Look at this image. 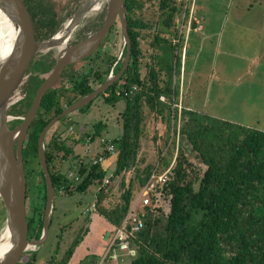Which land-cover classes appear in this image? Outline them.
<instances>
[{
  "label": "trees",
  "instance_id": "trees-1",
  "mask_svg": "<svg viewBox=\"0 0 264 264\" xmlns=\"http://www.w3.org/2000/svg\"><path fill=\"white\" fill-rule=\"evenodd\" d=\"M23 1L37 42L51 37L68 15L64 11L69 4L50 0ZM125 6L131 40L130 63L125 74L98 97L111 106L125 101L126 107L121 113L122 134L114 139L105 138L106 126L102 122L95 125L94 132L85 133L87 145L98 143L100 147L88 163L80 159V155H74V146L67 145L69 140H74L75 145L84 141L73 135L71 129L67 128L70 133L66 137L57 131L49 141L46 137V159L55 198L59 193L62 196L84 194L96 186V202L89 211L98 212L109 224L119 228L151 176L154 173L163 175L169 170L150 192L151 203L138 208L142 228L131 239L136 255L127 257L125 264H264V132L187 109L183 110L178 126V109L172 110V105L179 102L178 87L173 82L177 68L173 62L180 56L181 67L184 40L175 27L177 17L184 11L183 6L177 0H125ZM145 13L152 16L146 17ZM103 16L87 18L80 33L96 31ZM162 32L170 33L174 42L163 37ZM142 41L160 49L162 57L154 55L153 62L144 63ZM168 58L172 60L170 65ZM116 59L107 67L99 65L83 75L78 74V69L72 72L68 69L70 74L68 77L65 74L61 83L68 81L71 86L65 91L57 85L41 102L23 146L30 240H38L42 235L47 202L46 179L38 155L40 134L65 109L102 85ZM143 64L145 75L142 74ZM41 69L42 66L36 68L37 71ZM36 81L32 85V97L43 83ZM161 97L167 101L162 102ZM94 102L79 111H88ZM30 109L31 101L23 102L11 107L8 115L25 117ZM147 109V116L154 113L156 119L162 117L170 131L173 127V136L171 141L166 140L165 150L158 153L156 164L144 167L140 166L144 158L141 160L139 156L141 140L146 137L144 112ZM172 111L176 121L171 127ZM68 120L69 116L60 122ZM20 123L16 121L10 127ZM109 145H113V153L107 150ZM101 157L105 160L103 163L93 164ZM70 159L79 160L75 173L78 180L61 170ZM110 161L115 163L114 169ZM115 181L119 182L118 203L110 201L113 190L110 185ZM86 218L90 222V217ZM53 220L54 213L50 230ZM78 221L77 216L64 227H71ZM84 228L80 226L79 237L70 244L63 260L56 264H68L88 233L89 228ZM37 251L25 254L18 264H39ZM89 260L84 264L100 262L98 257Z\"/></svg>",
  "mask_w": 264,
  "mask_h": 264
},
{
  "label": "rangeland",
  "instance_id": "rangeland-1",
  "mask_svg": "<svg viewBox=\"0 0 264 264\" xmlns=\"http://www.w3.org/2000/svg\"><path fill=\"white\" fill-rule=\"evenodd\" d=\"M50 1L61 3V5L69 4L64 12V14H68L65 20L76 11L82 2V0ZM100 1L98 4L101 5L104 0ZM177 2L181 4L184 9L182 15L176 19L175 30L177 29L178 35L180 36L181 33L186 34L187 32L186 29H183L182 22L185 20L191 22L190 13L187 19L185 17V11L189 8L191 12L192 4L189 3V0H177ZM154 5L155 8H157L156 4ZM250 5L255 9H259L260 7L264 8V0H196L195 14L201 18L206 25L218 28L224 25L221 32L223 33L225 29V34H229L233 28H237L238 24L257 21L256 16L248 13ZM145 15L146 17L152 16L151 13H145ZM258 22H260V20H258ZM151 32L154 33L156 31L152 30ZM161 34L171 41L175 40L170 33L162 32ZM224 37L225 35L221 39V42L220 40H206L203 42L201 34L193 31L190 33L188 41L183 37L185 42L183 41L182 57L185 54V48L189 42L187 46V60L185 56L183 58L185 61V69L184 61L181 64L182 67H180V56L179 58L177 57V59L175 58L173 62L174 68H177L176 71L179 72L173 78L174 83L177 82L178 84V105H180L181 98H183V103L186 106L192 107L197 112L207 114L220 121L230 122L248 128H255L264 132V53L253 55L254 58H252V60H247L242 57L239 58L237 53L231 52L238 49V46H236L237 42H230L225 40ZM123 48L124 38L122 27L120 20L117 19L112 34L101 50L85 63L78 64L76 67L71 68L70 71H77L78 69V74L83 75L99 65L107 67L111 61L122 57ZM141 48L145 55L144 63L153 62L152 56L154 55H160V57H162L160 49L149 46L146 42H141ZM262 48L261 51L263 52L264 45H262ZM167 61H169V65L172 62L170 58H168ZM65 74V76L68 77L70 72L66 70ZM78 74H76V76ZM142 74H146L145 64H143ZM27 76L28 74H26V77ZM46 76L47 74L45 77ZM60 84L61 83H59V85ZM60 86L62 90L66 91L71 84L65 81ZM22 97H24L23 94ZM162 98L164 97H161L162 102L167 101L166 98ZM18 105L19 103L11 107H16ZM181 106L182 110L178 108L177 121L181 120L183 116L184 106L183 104H181ZM125 107V101H120L116 106H111L105 103L104 99L100 97L95 100L88 111H75L69 115L70 120L67 122H58V124L53 126L46 134V140L49 141L51 135L55 131H57L58 134L62 133V135L66 137L70 133L67 128L71 129L73 135H76V137L78 136L80 140L84 141L75 145L74 140H69L67 145L70 147L74 146L76 152L74 155H80V159H84V161L88 163L90 162V156L92 158L95 153H92L94 146L87 148L85 145L88 141L85 139V133L94 132L95 125L102 122L106 126L103 131V136L105 138L114 139L120 136L122 134L121 113L124 111ZM173 108H176V104L172 105V110H174ZM148 112V109L144 112L146 113V137L141 140L142 147L139 156L140 159L144 158L142 163L140 162V166L142 165L144 167L150 163L156 164L158 153H160L161 150H165L166 140L171 141L173 136L172 121V128L170 131L168 124L162 121V117L158 116L156 119L154 113L147 116ZM109 163L110 167L114 169L115 163L112 161ZM78 168L79 160L70 159L63 164L61 170L64 174L71 177L72 175L70 174L78 172ZM118 185V181L110 185L113 189L110 199L112 203H118L119 201ZM97 190L98 187L92 186L89 191L84 194L77 193L73 196H62L59 193L56 196L54 222L48 240L45 245L37 251L39 264L60 263L70 244L79 237L78 232L81 225L85 228L88 227L89 230L76 248L68 264H84L86 259H90L89 257L92 253H102L103 250L106 249V241L109 242V238L105 240L102 238V228L99 226L100 214L96 211H89L90 208L84 209L87 206L89 207L88 204H90L91 207L93 203L96 202L95 197ZM82 209L84 213H82ZM77 216L79 217L78 222L71 224V227H64ZM87 216L90 217V222L88 218H86ZM101 219L103 218L101 217ZM5 220L6 212L3 203L0 201V239L5 230ZM102 222L104 223V221ZM112 228L113 227L110 226V230ZM58 243H60V248L57 252ZM53 255L54 261H51L50 258ZM103 256L104 254L102 257Z\"/></svg>",
  "mask_w": 264,
  "mask_h": 264
},
{
  "label": "water",
  "instance_id": "water-1",
  "mask_svg": "<svg viewBox=\"0 0 264 264\" xmlns=\"http://www.w3.org/2000/svg\"><path fill=\"white\" fill-rule=\"evenodd\" d=\"M99 1L82 0L76 11L62 23L53 37L37 42L24 1L0 0V201L6 212L5 230L0 241L6 233L8 245V248L0 254V264H18L25 254L39 250L48 240L56 198L46 159V134L61 119L98 99L101 93L108 90L125 74L129 66L131 40L125 0H104L107 11L103 26L85 40L69 46L71 36ZM117 19L120 20L123 32V53L127 51L121 71L114 74L113 68L102 85L65 109L40 134L38 155L46 179L47 202L42 235L38 240H30L26 213L27 180L23 161V146L28 129L36 117L44 96L58 83L64 69L93 55L106 39ZM54 48H57L59 53L51 75L39 87L30 111L26 117L21 118L22 123L10 129L8 124L11 117L8 115V110L12 94L24 83L35 55Z\"/></svg>",
  "mask_w": 264,
  "mask_h": 264
},
{
  "label": "crops",
  "instance_id": "crops-1",
  "mask_svg": "<svg viewBox=\"0 0 264 264\" xmlns=\"http://www.w3.org/2000/svg\"><path fill=\"white\" fill-rule=\"evenodd\" d=\"M195 1L196 0H192V1L189 0V3L192 4L191 12H190L189 8L185 11L186 12L185 17L187 19H188L187 14L190 13L191 22H188V20L187 21L185 20L182 22L183 23L182 24L183 29H186V31H187L186 34H184V33L180 34V36L182 38L185 37V39L188 41L190 33L193 31V32L201 34V36L203 37V42L206 40H208V41L220 40V42H221V39L225 35V37H224L225 40H228L230 42H232V41L237 42L236 46H238V49L235 51H231V52L237 53L239 58L242 57V58L247 59V60H252V58H254L253 55H260L261 53H264V51L263 52L261 51L263 49L262 45H264V22H263L264 21V11H263L264 8L260 7L259 9H255L254 7H252V5H250L248 8V10H249L248 13H250L253 16H256L257 21H253V22H249V23H245V24H238L237 28H233V30H231V32L229 34H227V33L225 34V29L223 30V33L221 32V29L223 28L224 25H221L219 28L214 27V26H210V25H206L203 23L201 18L196 16V14H195ZM203 13H204V11H203ZM258 20H260V22H258ZM187 41H186V43H187ZM188 43H187V46H188ZM187 46L185 48L186 50H185V54H184V56L186 57V60H187V56H188ZM181 53H182V51H181ZM184 56L182 57V55H181V57H182L181 58V64L184 61L183 60ZM184 69H185V61H184ZM184 69H183V72H184ZM177 73H179V72H177L175 69L174 76H176ZM182 79H183V73H182ZM174 84H177V82ZM181 102L184 106V109H187L190 111H195L192 107L186 106L183 103V98H181ZM85 145L87 146V148L94 146V150L92 151V153H96L100 149L98 143H92L91 145L85 144ZM70 175L74 176L76 174L72 173ZM89 207H90V205H89ZM89 207L87 206L84 209L89 208ZM98 217H99V215H98ZM101 217H99L100 218V225L99 226L102 228V238L104 240L109 238L108 239L109 242L106 241L107 244H106L105 248L107 249V247L112 242V240L116 234L117 228H115L114 226L109 224L104 219V217H102L104 220L101 219ZM94 218H95V216H94ZM92 221H93V219H92ZM102 221H104V223ZM110 226L113 227L111 230H110ZM106 249H104L102 253H98V254L92 253V255L89 258L96 260V257H98L100 259V262L98 264H100L101 260H102V255L105 253ZM125 262L123 264H125Z\"/></svg>",
  "mask_w": 264,
  "mask_h": 264
},
{
  "label": "built area",
  "instance_id": "built-area-1",
  "mask_svg": "<svg viewBox=\"0 0 264 264\" xmlns=\"http://www.w3.org/2000/svg\"><path fill=\"white\" fill-rule=\"evenodd\" d=\"M22 94L25 95L24 92L22 91V87H20L12 94L9 100V106L11 107L20 103V101L23 99ZM178 104H176L175 109L179 108L182 110V106H181L182 102L180 103V105ZM175 121L176 120L173 112L172 126L175 124ZM180 122L181 120L176 122L178 126H180ZM172 134H173V130H172ZM101 142L104 144L105 140L103 139ZM107 150L113 153L114 152L113 145H109L107 147ZM104 161L105 160L101 157L97 160H94L93 164L103 163ZM168 171L169 170H167V172ZM167 172H165L163 175H156L154 173L151 176L147 185L142 189V191L139 193L138 197L134 201L128 216L126 217L122 225L119 228H117L116 234L112 242L107 247L100 264H123L127 257H134L136 255L135 249L131 248V239L133 238L135 233L142 228V221L138 213V208L142 209L150 204V199H149L150 192L159 182H161L164 179V176L165 174H167ZM70 178L72 179L75 178L76 180H78L76 175L74 176L72 175ZM106 183H108V181ZM93 208L94 205H92L90 210Z\"/></svg>",
  "mask_w": 264,
  "mask_h": 264
},
{
  "label": "flooded vegetation",
  "instance_id": "flooded-vegetation-1",
  "mask_svg": "<svg viewBox=\"0 0 264 264\" xmlns=\"http://www.w3.org/2000/svg\"><path fill=\"white\" fill-rule=\"evenodd\" d=\"M101 2V1H100ZM25 3V2H24ZM26 5V3H25ZM100 5V4H99ZM107 6L106 4L103 2L100 6H99V9L98 10H95L93 12H91L84 20V22L86 21L87 18H91V19H96L97 17H101L103 16V21H102V24L101 26L96 30L98 31L102 26H103V23H104V20H105V17H106V10ZM65 12V11H64ZM105 13V14H104ZM64 22V21H63ZM62 22V23H63ZM84 22L81 24V26L73 33V35L71 36L70 40H69V46H74L76 44H78L79 42L85 40L87 37H89L91 34H93L94 32L96 31H90V32H86V33H80V31L83 29V26H84ZM62 23L60 24V26L62 25ZM59 26V28H60ZM58 28V29H59ZM57 29V31H58ZM114 30V27L111 29L110 33L108 34V36L106 37V39L103 41V43L100 45V47L97 49V51L93 54V55H96L98 51L101 50V48L103 47V45L108 41L109 39V36L112 34V31ZM56 31V32H57ZM55 32V33H56ZM55 33L51 36L53 37L55 35ZM51 37L47 38V39H50ZM47 39H44V40H47ZM44 40H40L38 42H41V41H44ZM58 53H59V50H57V48H54V49H51L49 51H45V52H41V53H38L35 55V57L33 58L29 68H28V71H27V74L28 76L25 78V81H24V84H23V92H24V97L23 99L20 101V103H23V102H30L31 101V107H32V104L34 102V99H35V96L37 94V91L35 93V95L32 97V85L35 84L37 81L36 80H42L43 82L51 75L52 73V70L53 68L55 67L56 65V61H57V57H58ZM125 53H127V51L125 50L124 53L122 51V57L121 58H118L116 59L114 65H113V68H114V74H118L119 71H121V69L123 68L124 66V63H125V59H126V56H125ZM93 55H91L90 57L82 60V61H79L75 64H72L70 66H67L63 73H62V76L60 78V80L58 81V83L54 86L56 87L57 85H59V83H61L62 81H64L65 79V72L66 70L68 69H71V68H74L76 67L78 64H81V63H85L88 59H90ZM42 66V69L40 71H37L36 68L37 67H40ZM119 67V70H117V68ZM112 68V69H113ZM46 69H49L48 71H45ZM112 71V70H111ZM111 71L110 73L108 74V76L106 77V80L107 78L109 77V75L111 74ZM47 74V76L45 77V75ZM105 80V81H106ZM62 84V83H61ZM60 84V85H61ZM27 85V88L26 86ZM42 85V84H41ZM40 85V86H41ZM59 85V86H60ZM25 87V89H24ZM53 87V88H54ZM39 89V88H38ZM19 103V104H20ZM11 108V107H10ZM9 108V109H10ZM11 117L10 119V122H9V128L10 129H14V128H11L10 126H12L16 121H21L22 123V120L21 118H23L22 116H13V115H9ZM26 117V116H25ZM60 122V121H59ZM20 123V124H21ZM19 124V125H20ZM32 124V123H31ZM31 126V125H30ZM30 129V127H29ZM29 129H28V132H29ZM51 130V129H50ZM27 136H28V133H27ZM26 136V137H27Z\"/></svg>",
  "mask_w": 264,
  "mask_h": 264
},
{
  "label": "bare ground",
  "instance_id": "bare-ground-1",
  "mask_svg": "<svg viewBox=\"0 0 264 264\" xmlns=\"http://www.w3.org/2000/svg\"><path fill=\"white\" fill-rule=\"evenodd\" d=\"M97 9H99V4L98 3L95 4L94 9L91 12H93V11H95ZM7 248H8V245H7V242H6V233H5L4 238L2 236V240L0 241V254L3 253Z\"/></svg>",
  "mask_w": 264,
  "mask_h": 264
}]
</instances>
